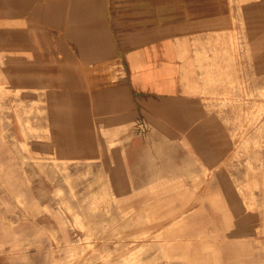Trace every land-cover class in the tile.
<instances>
[{"label":"rangeland","instance_id":"rangeland-1","mask_svg":"<svg viewBox=\"0 0 264 264\" xmlns=\"http://www.w3.org/2000/svg\"><path fill=\"white\" fill-rule=\"evenodd\" d=\"M212 1L193 4L220 18L193 20L190 80L219 159L193 155L191 195L123 194L121 126L0 84V264H264V0Z\"/></svg>","mask_w":264,"mask_h":264},{"label":"crops","instance_id":"crops-1","mask_svg":"<svg viewBox=\"0 0 264 264\" xmlns=\"http://www.w3.org/2000/svg\"><path fill=\"white\" fill-rule=\"evenodd\" d=\"M211 2L0 0V84L60 87L54 98L83 96L89 117L121 126L123 194L189 195L193 155L219 159L190 80L193 20L220 18L193 4Z\"/></svg>","mask_w":264,"mask_h":264}]
</instances>
